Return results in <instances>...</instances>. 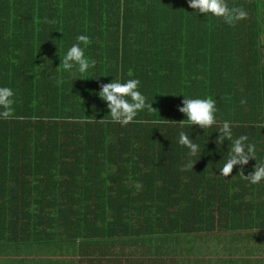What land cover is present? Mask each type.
Instances as JSON below:
<instances>
[{"label":"trees","instance_id":"trees-1","mask_svg":"<svg viewBox=\"0 0 264 264\" xmlns=\"http://www.w3.org/2000/svg\"><path fill=\"white\" fill-rule=\"evenodd\" d=\"M226 3L247 17L229 26L188 0H0V87L15 99L0 117V245L42 234L100 264H186L202 232L264 235V181L241 176L264 163V0ZM81 34L96 64L71 79L59 56ZM133 78L152 109L122 126L98 91ZM183 94L211 96L217 121L180 123ZM223 120L246 122L233 137L246 128L256 146L227 176ZM180 131L201 146L193 170Z\"/></svg>","mask_w":264,"mask_h":264},{"label":"clouds","instance_id":"clouds-1","mask_svg":"<svg viewBox=\"0 0 264 264\" xmlns=\"http://www.w3.org/2000/svg\"><path fill=\"white\" fill-rule=\"evenodd\" d=\"M189 7L197 14L204 16H214L220 18L225 24L232 26L237 21L245 19L247 12L242 7H229L226 0H188ZM77 43H73L66 52L59 56L62 70L68 73L71 79L76 77H85L89 71L94 68L96 61L85 55L84 48L90 43L87 35L76 37ZM57 80V83H62ZM140 81L138 79H129L120 82L119 79H111L104 83L98 95L106 102V107L110 115V120L120 125H126L132 122L138 114L145 109H152L149 102H146L145 96L139 90ZM15 103L14 92L10 87H0V117L10 118L14 114L13 105ZM178 110L184 114L185 119L181 121L184 126L193 123L201 128L208 129L217 121L216 101L211 96H187L183 94L181 106ZM220 139L231 141L230 151L219 170L222 175H229L234 165H245L249 158L256 157V146L249 141L247 135L241 134L233 137L230 121L223 120L220 127ZM177 143L184 146L187 156L183 167L185 170H193L195 160L191 157H198L201 146L192 142L184 131L178 133ZM256 160V159H255ZM250 184L256 185L264 181V163H258L248 175L241 174Z\"/></svg>","mask_w":264,"mask_h":264},{"label":"crops","instance_id":"crops-1","mask_svg":"<svg viewBox=\"0 0 264 264\" xmlns=\"http://www.w3.org/2000/svg\"><path fill=\"white\" fill-rule=\"evenodd\" d=\"M193 23L196 21L192 19ZM232 124L234 126L233 134L238 131L239 127H244L246 122L237 121ZM241 134L247 135L249 141L254 142V136L249 135L246 128H243ZM15 165L18 167L17 164ZM249 165H254V163L246 164V166ZM243 223L245 222L243 221L241 224ZM42 226L43 223L40 227ZM219 230L214 231L213 229L208 234L202 232L204 236L197 233L200 236L192 242L195 244L193 253L195 258L186 264H264V235L252 236V229L249 226L238 228V231L224 228L218 235ZM263 231V228L258 230L260 234H263ZM40 236L44 237L42 234ZM40 236H37L29 245V249H25V251L19 250L17 247L9 248L0 245V264H100L96 257L94 258L90 254L86 255V252L82 250H87V246H83L80 251L71 242H67V239L64 240V237H56L55 242L47 244L44 241H39ZM106 263L113 264L115 262L107 261Z\"/></svg>","mask_w":264,"mask_h":264}]
</instances>
